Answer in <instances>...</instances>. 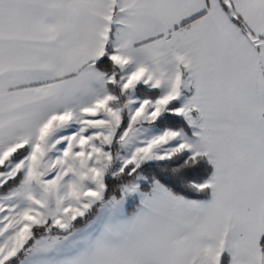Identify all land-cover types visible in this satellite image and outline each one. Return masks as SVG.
Here are the masks:
<instances>
[{
    "label": "snow or ice",
    "instance_id": "1",
    "mask_svg": "<svg viewBox=\"0 0 264 264\" xmlns=\"http://www.w3.org/2000/svg\"><path fill=\"white\" fill-rule=\"evenodd\" d=\"M0 264H264V0H0Z\"/></svg>",
    "mask_w": 264,
    "mask_h": 264
}]
</instances>
